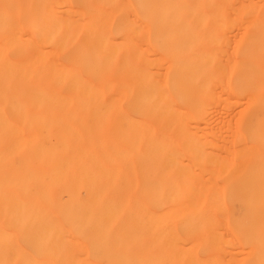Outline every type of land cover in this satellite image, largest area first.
Wrapping results in <instances>:
<instances>
[{
	"label": "bare ground",
	"instance_id": "1",
	"mask_svg": "<svg viewBox=\"0 0 264 264\" xmlns=\"http://www.w3.org/2000/svg\"><path fill=\"white\" fill-rule=\"evenodd\" d=\"M0 264H264V0H0Z\"/></svg>",
	"mask_w": 264,
	"mask_h": 264
}]
</instances>
